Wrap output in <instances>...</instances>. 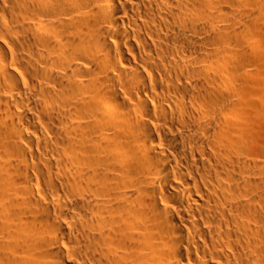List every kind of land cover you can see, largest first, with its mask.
Listing matches in <instances>:
<instances>
[{
  "label": "bare ground",
  "instance_id": "6f19581e",
  "mask_svg": "<svg viewBox=\"0 0 264 264\" xmlns=\"http://www.w3.org/2000/svg\"><path fill=\"white\" fill-rule=\"evenodd\" d=\"M0 264H264V0H0Z\"/></svg>",
  "mask_w": 264,
  "mask_h": 264
}]
</instances>
